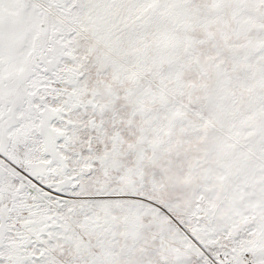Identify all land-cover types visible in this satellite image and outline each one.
Here are the masks:
<instances>
[{
  "label": "snow or ice",
  "instance_id": "1",
  "mask_svg": "<svg viewBox=\"0 0 264 264\" xmlns=\"http://www.w3.org/2000/svg\"><path fill=\"white\" fill-rule=\"evenodd\" d=\"M0 264H264V0H0Z\"/></svg>",
  "mask_w": 264,
  "mask_h": 264
}]
</instances>
